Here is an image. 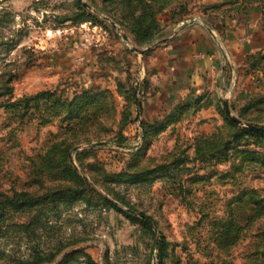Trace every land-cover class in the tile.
Here are the masks:
<instances>
[{
	"label": "rangeland",
	"instance_id": "obj_1",
	"mask_svg": "<svg viewBox=\"0 0 264 264\" xmlns=\"http://www.w3.org/2000/svg\"><path fill=\"white\" fill-rule=\"evenodd\" d=\"M255 9L0 0V264H264V43L172 53Z\"/></svg>",
	"mask_w": 264,
	"mask_h": 264
},
{
	"label": "crops",
	"instance_id": "obj_2",
	"mask_svg": "<svg viewBox=\"0 0 264 264\" xmlns=\"http://www.w3.org/2000/svg\"><path fill=\"white\" fill-rule=\"evenodd\" d=\"M209 26L221 31L225 30L232 50L237 46H241L245 51L259 50L264 43V12L262 9H255L245 15H237L231 20L214 18L187 26L173 37L172 53L177 54L178 58L184 61L194 59L196 66L205 63L209 65L211 58L219 56V48L212 38ZM225 26L229 27L225 28ZM245 36H248V40H241ZM199 54L206 58H197Z\"/></svg>",
	"mask_w": 264,
	"mask_h": 264
},
{
	"label": "water",
	"instance_id": "obj_3",
	"mask_svg": "<svg viewBox=\"0 0 264 264\" xmlns=\"http://www.w3.org/2000/svg\"><path fill=\"white\" fill-rule=\"evenodd\" d=\"M86 6L90 7L87 3H84ZM113 26L117 27L116 23L112 22ZM126 38V36H124ZM135 51H138L140 53H144L145 50H139V49H134ZM226 111L227 113L230 115L232 121H235L237 123H241L240 120H238L236 117H234L229 109L228 106H226ZM247 127L250 129V130H253V131H259V132H264V127H261V126H256V125H247Z\"/></svg>",
	"mask_w": 264,
	"mask_h": 264
},
{
	"label": "trees",
	"instance_id": "obj_4",
	"mask_svg": "<svg viewBox=\"0 0 264 264\" xmlns=\"http://www.w3.org/2000/svg\"><path fill=\"white\" fill-rule=\"evenodd\" d=\"M256 132V131H254ZM258 134H260L261 132L257 131ZM37 198L34 197H24L23 196V200H19L20 202H24V204H31L34 201H36ZM18 202V200H17ZM5 210V206L4 204L0 201V220L2 219V217L4 216L3 211Z\"/></svg>",
	"mask_w": 264,
	"mask_h": 264
}]
</instances>
